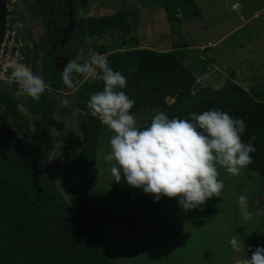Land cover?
Instances as JSON below:
<instances>
[{
    "label": "rangeland",
    "instance_id": "1",
    "mask_svg": "<svg viewBox=\"0 0 264 264\" xmlns=\"http://www.w3.org/2000/svg\"><path fill=\"white\" fill-rule=\"evenodd\" d=\"M161 1L165 3V0H87L83 5H70L68 33L60 38L59 45L68 42L69 49L76 47L75 60L84 63L93 51L97 52L96 45H116L121 34L116 31L113 38L109 35L99 39L84 38L79 44L75 41L78 32L75 20L125 9L129 12L127 20L131 24V30L125 34L127 40L137 37L140 47L159 51L170 49L173 42L186 41L192 60L200 61L197 53L207 61L213 59L205 65L203 61L201 65L198 62L193 70L198 87L209 84L219 87L225 79H230L233 68L242 73V80H233L246 89L250 87L247 83L252 77L259 79L254 61L264 60V0H195L199 16L182 18L179 14L182 20L173 24L166 20ZM28 3V0L7 2L23 22L24 29L30 30L35 43L44 29L41 17L30 15ZM204 47L208 49L203 52ZM107 54L102 55L107 58ZM41 57L42 54L38 53L34 63L40 76L44 70ZM69 60L70 53H66L58 58L57 66L62 69ZM205 77L207 82L204 84ZM83 81L73 75L76 87ZM17 88L14 84H1L0 92L15 93ZM75 91L65 86L54 100L47 161L50 179L69 207L73 203L63 189L65 166L74 151L83 146L78 122L85 115L76 106ZM33 105L34 100L30 97L22 103L23 122L27 125L24 132L13 128L8 117L2 118L0 150L15 142L24 155L35 153V145L31 142L37 126L31 114ZM65 107H69L68 112H64ZM162 111L158 104L146 102L133 115L140 125ZM112 135L103 125L96 156L98 176L89 195L97 211L131 220L121 224L98 223L100 238L108 244L113 264H245V259L251 258L257 246L264 247V181L255 172L242 169L239 176L233 177L218 166V179L224 182L220 197H212L205 204L185 211L176 198L161 197L156 201L151 194L129 186L122 173L120 182L114 181L110 165L104 159L111 151ZM240 195L248 197V210L253 214L251 221H245L240 214ZM233 235H237L241 247L245 246L243 251L236 252L231 247L229 241Z\"/></svg>",
    "mask_w": 264,
    "mask_h": 264
},
{
    "label": "trees",
    "instance_id": "2",
    "mask_svg": "<svg viewBox=\"0 0 264 264\" xmlns=\"http://www.w3.org/2000/svg\"><path fill=\"white\" fill-rule=\"evenodd\" d=\"M28 2L32 17L51 15H47L46 0ZM161 2L170 24L200 14L195 0ZM128 14L125 9H120L111 14L88 15L78 21L75 41L82 44L84 38L99 39L105 35L113 38L116 31L120 32L116 45L102 43L96 45L95 50L101 54L108 52L109 66L127 78L124 91L135 100L132 114L147 102L158 104L170 119H191V113L199 114L213 108L227 112L233 118H242L246 129L241 138L256 149L251 154L253 162L244 169L255 172L264 181V81H257L247 89L230 79L218 88L198 87L193 70L198 62L201 65L203 61L205 65L213 59L207 61L197 53L200 61L195 62L186 41L173 42L170 49L163 51L140 47L137 37H129V40L125 37L131 30ZM59 24L65 26V18H61ZM26 32L31 36L29 29ZM54 42V38L46 34L34 43L33 51V73L38 75L34 63L35 57L41 53L44 69L41 76L50 84V89L41 95L39 101L34 100L31 110L37 123L33 142L40 145V175L35 179L21 168L15 142L3 147L0 153V264H113L109 257L110 248L100 238L98 223L121 224L131 220L97 211L89 195L98 176L96 156L103 125L91 115L87 101L92 93L102 90V81L84 80L75 91L76 106L85 115L78 122L83 146L74 151L65 166L63 189L71 198L72 207L55 188L46 171L53 104L59 94L57 91L65 88L58 72L62 69L57 66L55 57L70 53V59L75 60L77 52L76 47L69 49L68 42L60 46L58 41L53 47ZM207 49L204 47L201 51ZM73 75L79 80L83 78ZM27 101V96L18 101L15 93L0 92V122L8 117L13 128L24 132L27 129L23 122L25 115L18 104ZM68 111L69 107H65L64 112ZM150 122L145 121L138 127H147Z\"/></svg>",
    "mask_w": 264,
    "mask_h": 264
},
{
    "label": "clouds",
    "instance_id": "3",
    "mask_svg": "<svg viewBox=\"0 0 264 264\" xmlns=\"http://www.w3.org/2000/svg\"><path fill=\"white\" fill-rule=\"evenodd\" d=\"M11 63L9 82L18 85L15 99L20 101L27 96L39 101L50 84L27 65L15 60ZM58 72L64 85L73 91V74L103 82L102 90L90 95L87 108L113 133L111 151L104 159L117 183L122 173L129 186L142 189L156 201L161 197L176 198L181 208L188 211L212 197H220L224 182L218 179V166L234 177L253 162L251 154L256 149L241 138L246 129L242 118H233L216 108L191 113V119H170L159 112L147 127L140 128L131 112L135 100L124 91L127 78L114 71L104 55L93 51L84 63L69 60ZM18 107L24 111L22 105ZM238 204L242 218L251 221L248 197L240 195ZM229 243L236 252L245 249L237 235ZM245 264H264V247L257 246Z\"/></svg>",
    "mask_w": 264,
    "mask_h": 264
},
{
    "label": "built area",
    "instance_id": "4",
    "mask_svg": "<svg viewBox=\"0 0 264 264\" xmlns=\"http://www.w3.org/2000/svg\"><path fill=\"white\" fill-rule=\"evenodd\" d=\"M22 23L7 4L5 30L0 45V84L18 86L14 81L9 82L13 60L27 65L33 72L34 43Z\"/></svg>",
    "mask_w": 264,
    "mask_h": 264
},
{
    "label": "flooded vegetation",
    "instance_id": "5",
    "mask_svg": "<svg viewBox=\"0 0 264 264\" xmlns=\"http://www.w3.org/2000/svg\"><path fill=\"white\" fill-rule=\"evenodd\" d=\"M47 1V15L51 14L49 17H41V25L44 29L42 35L40 38L44 37L46 34H48L49 38H54V46L57 45V42L60 40V38L68 33L69 29V23L71 19H69L68 16V11L70 9V5L77 4V5H83L86 3L87 0H46ZM82 1V2H81ZM77 8V6H76ZM87 17V16H86ZM61 18H65V26H61L59 24V21ZM81 19H76L75 23H78V21ZM39 38V39H40ZM38 39V40H39ZM55 49V48H54ZM51 52H54L53 50ZM58 57H55V61L57 62ZM63 90V89H62ZM59 92V91H57ZM35 132V131H34ZM34 137V135H33ZM31 142L35 145V153L33 155H30V153H21V150L16 146V149L18 151L19 158H17L19 161V165H21V168L25 171L28 172V174H31L35 179H37L38 175L41 173V168L39 164V154H38V148L40 145L36 144L33 142V138ZM3 149V148H2ZM2 149L0 150V153L2 152ZM49 157V156H48ZM48 161V158H47ZM46 171H47V162H46ZM48 173V172H47ZM49 176V174H48ZM50 179V176H49ZM51 180V179H50Z\"/></svg>",
    "mask_w": 264,
    "mask_h": 264
},
{
    "label": "crops",
    "instance_id": "6",
    "mask_svg": "<svg viewBox=\"0 0 264 264\" xmlns=\"http://www.w3.org/2000/svg\"><path fill=\"white\" fill-rule=\"evenodd\" d=\"M202 50V49H201ZM254 63H255V66H257L258 67V69L255 71L256 73H257V78H259V79H253V77H252V79H250L249 80V82L247 83V85H253V84H255L257 81H264V79H262V78H264V60H258V59H256L255 61H254ZM231 75H230V80H232V81H234L233 80V78L234 79H238V80H242L241 79V74L242 73H240V71H237V70H235L234 68L233 69H231ZM211 77H215V76H212L211 75ZM226 80V79H225ZM224 80V81H225ZM204 84L207 82V77H205L204 78ZM234 82H236V83H238L239 84V82H237V81H234ZM204 86H212V85H204ZM221 86V85H220ZM219 86V87H220ZM242 86V85H241ZM212 87H214V86H212ZM214 88H218V87H214Z\"/></svg>",
    "mask_w": 264,
    "mask_h": 264
},
{
    "label": "water",
    "instance_id": "7",
    "mask_svg": "<svg viewBox=\"0 0 264 264\" xmlns=\"http://www.w3.org/2000/svg\"><path fill=\"white\" fill-rule=\"evenodd\" d=\"M7 15V0H0V45L3 39Z\"/></svg>",
    "mask_w": 264,
    "mask_h": 264
}]
</instances>
